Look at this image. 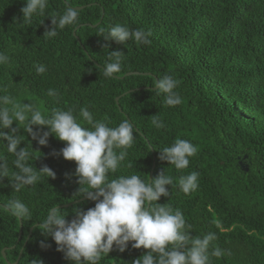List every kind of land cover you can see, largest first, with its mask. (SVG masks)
Masks as SVG:
<instances>
[{
  "label": "trees",
  "instance_id": "trees-1",
  "mask_svg": "<svg viewBox=\"0 0 264 264\" xmlns=\"http://www.w3.org/2000/svg\"><path fill=\"white\" fill-rule=\"evenodd\" d=\"M23 6V0H0V51L10 57L8 65L0 66V85H8L18 101L35 102L48 114L71 107L78 115L80 107H87L110 127L128 119L138 129L135 143L109 179L137 174L147 181L165 170L175 180L197 171L196 191L185 195L168 186L170 197L158 203L179 208L192 225V235L216 233L212 246L224 255L210 257V264H264V0H72L74 8L82 7L79 24L53 39L43 36L51 27L48 16L62 12L64 0H49L46 16L22 27L17 20ZM116 23L150 31L151 44L129 40L117 45L98 36L100 28L107 31ZM104 43L111 47L103 49ZM113 50L123 51L126 59L122 71L107 79L102 64ZM38 64L47 68L42 75L35 71ZM133 72L139 74L126 76ZM167 73L181 81L177 91L182 103L175 107L166 106L155 93L156 79ZM49 88L59 92V102L47 95ZM153 115L166 126L156 129ZM20 134V146L32 152L30 163L37 169L47 165L56 177H41L19 192L4 179L0 264L15 263L21 252L18 264H72L40 225L53 207L84 198H75L76 164L51 154L65 146L56 137L49 136L47 146H41L23 130ZM176 139L198 147L189 166L179 171L159 159V150ZM0 155L15 170L14 157L6 149ZM14 197L29 206L30 218L20 220L5 210ZM94 205L87 199L59 211L71 221L74 208L86 211ZM41 241L51 247L41 248ZM132 243L124 252L113 249L100 264H133L147 250L134 249Z\"/></svg>",
  "mask_w": 264,
  "mask_h": 264
},
{
  "label": "clouds",
  "instance_id": "clouds-1",
  "mask_svg": "<svg viewBox=\"0 0 264 264\" xmlns=\"http://www.w3.org/2000/svg\"><path fill=\"white\" fill-rule=\"evenodd\" d=\"M23 3L20 9L22 18L17 20L22 27L31 26L37 17L46 16L49 0H23ZM48 17L51 27H46L43 35L46 39H53L66 27L75 28L79 24V11L72 6V0H64L63 11ZM43 21L39 24H43ZM98 36L105 42L114 41L117 45H125L129 40L145 46L152 42L150 31L131 29L121 23H116L107 31L100 28ZM110 47L109 43L102 45L103 49ZM125 59L123 51H109L107 61L102 64L103 76L115 78L114 74L122 71ZM9 63V55L0 51V66ZM35 71L42 75L47 68L38 64ZM180 83L173 74L167 73L156 79L155 93L164 97L166 106L175 107L182 103V96L177 91ZM47 95L59 102L56 89L49 88ZM75 111L71 107L67 110L54 108L48 114L35 102L18 101L9 92L8 85H0V149H6L14 157L12 164L15 169L10 170L6 158L0 155V186H4L3 181L8 178L12 190L19 192L27 186H34L41 177H56V173L47 165L37 169L30 163L34 160L32 152L28 147L20 146L24 136L20 133L23 130L41 146H47L49 136L65 142L59 152L54 150L51 154L75 162L74 174L79 185L75 198L84 196L95 202L94 207L86 211L74 208L75 218L71 221L56 207L43 219L41 233L54 240L57 251L63 253L65 260L72 264H100L114 245L124 252L129 242H133L131 247L134 249L147 250L133 264H210V257L224 255L223 249L212 246L217 239L216 233L192 235V225L186 222L179 208L158 203L161 197H170L168 186L178 187L185 195L196 191L199 187L197 171L180 175L175 180L165 170L147 181L137 174L109 179V174L116 173L127 159L138 129L128 119L110 127V122L95 119L87 107H80L78 115L74 114ZM151 124L156 129L166 126L159 115L152 116ZM159 151V159L179 171L189 166V158L197 154L198 147L189 140L176 139ZM4 207L20 220L32 215L29 206L20 198L8 200ZM40 246L51 247L44 241L40 242ZM33 264L36 262L33 261Z\"/></svg>",
  "mask_w": 264,
  "mask_h": 264
},
{
  "label": "water",
  "instance_id": "water-1",
  "mask_svg": "<svg viewBox=\"0 0 264 264\" xmlns=\"http://www.w3.org/2000/svg\"><path fill=\"white\" fill-rule=\"evenodd\" d=\"M81 9H82V7H78V8H76V10H81ZM92 27H94V26H92ZM75 33H76V32H74V35H75ZM134 74H139V73H136V72L128 73V74H126V76H131V75H134ZM155 90H156V89H155ZM132 91H133V90H131V91H129V92H126V93H124L123 95H126V94H128V93H131ZM119 99H120V97L116 98V102H117V103H118ZM153 168H154V166H153ZM151 177H152V174H151ZM151 177H150V180L152 179ZM85 200H87L86 197H84V198H82V199H80V200H77L76 202L70 203V204L61 205V206L58 207V209H60V208H64V207H70V206H72L73 204H78V203H80V202H82V201H85ZM20 227L22 228V223H20ZM32 230H33V228H31V230H30V232H29V235H28V238L30 237ZM21 233H22V231H20V233H19L18 241H19L20 238H21ZM129 243H131V242H129ZM113 249H116V247L113 248ZM113 249H112V250H113ZM6 250H7V248H5V249L2 250V255H3V258H4V259H6V256H5V252H6ZM21 254H22V252L20 253V255H19V257H18V260H17L15 263H13V264H18V262H19V260H20V258H21ZM8 264H12V263H8Z\"/></svg>",
  "mask_w": 264,
  "mask_h": 264
}]
</instances>
